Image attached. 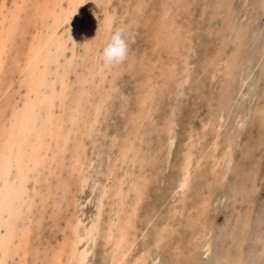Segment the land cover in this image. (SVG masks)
I'll return each mask as SVG.
<instances>
[{
  "label": "rangeland",
  "instance_id": "obj_1",
  "mask_svg": "<svg viewBox=\"0 0 264 264\" xmlns=\"http://www.w3.org/2000/svg\"><path fill=\"white\" fill-rule=\"evenodd\" d=\"M138 1L137 0L136 1L135 0H120V1L119 0H111V2H110V0H109L108 1V3L110 2L109 3L110 5H109L108 3H106L107 0H103V1H99L100 4H99V2L97 3L98 6L100 7L99 9H98V6L96 7L97 8V11L99 10L98 11V15L100 14V12L103 11V8L108 9L107 11L112 16L111 17V19H112L111 22L113 21V23H114V24L111 23V27H110L111 30L109 29V33H108V37L106 39L107 41H105V45L109 42L110 36L112 35V33L117 28H124L125 29V32H126V39H127L128 44H129V53H128V57H127L126 61L121 64L122 67H121L120 71L117 73L116 78H115V80L113 82V85H112V88H111L112 91L110 93L112 95L110 97L111 99H109V98L107 99L106 102H108L109 104L106 103L105 104L106 105V107H105L106 109L105 110L103 109L105 111L104 114H106V115L104 116V118H102V120H100V122H101V123L99 122L100 125L98 123L99 126L98 125L96 126L97 129H98V130H95V133H96L95 136L96 137L93 136L91 138H85V139H87V140H85V142L87 141L86 144L89 143V145H90V146L88 145L86 152H87V155L89 154L88 156H90L89 158H91L92 163H93V164H91V167H89V171H88V174H89V176H88V183L85 186V188L79 190V192H78V189H76V187H77L75 185L76 183L72 185V188H71L72 194H74L73 196H76L77 197V200H76L77 202L75 203V205H69V207L62 208V211L60 212V218H59L58 224H57L58 226H54V227L50 228L51 220H50V218H46L47 220L45 221V223L43 225V229H45V232L42 234V236L45 238V240L46 239H50L51 241L52 240L54 241L55 239H60L61 238V235L60 234L62 233L61 232V229H63V227L65 225L63 223H65V218L68 217V215H69V213L71 211H75V213L79 217L81 223H83V224H81L82 226H85L88 222L91 221V219L94 218L95 213H96V210H94V209L96 208V205H97V203H96L97 202V199L100 196L98 194L99 193V190H100V185H101V183H106L105 182L106 181V177H105V172H104L105 171V168H106V162H108V160H111V159L114 158V156H115L114 154L117 153V150H118L119 145L122 143V141L125 138V136L129 134L132 137L135 135V137H133V138H135L133 140V144H134L135 148H138V146L140 147V148H138L140 150V152L138 154V157H140L142 161L139 160V162H136L132 166V168L131 167H127L126 165L120 166V168H119V174H121V173H123L124 171L127 170V171H130L133 175L140 174L141 176L144 175V177H146V178H145V181H144V185L142 187V192L143 193H142V197L140 198L141 201L139 200V203H138V206H137L136 212H135L136 214L134 215V224H135L134 229H135V231L133 230V234L136 235V236L134 235V238H135L134 245H133V248L131 250V253L129 254V257L127 258L128 260H126L125 264H129V261H131V259H133V257L136 256V255H138L141 251H148L149 257L147 259L146 264L147 263L148 264H152L153 263L152 261L155 262L153 264H173V263L174 264H189V263H192V264H201L202 263L203 264L204 262L206 264H218L220 262H223L225 259H231L236 254L238 255V259L241 261L240 262L239 260H237V263L236 264H239V262H240V264H249L250 262H251V264H252V262H253V264H264V221H263L264 220V218H263L264 217V214H263L264 213V209H263V207H264V176H263L264 175V135H262V134H264V131H263V129H264V122H263V120H264V103L262 102L264 100L263 99L264 96L260 94V93L264 94V91H261V89L259 88V87L262 86V90H264V81H263L264 80V78H263L264 76L262 77V75H264V73H262V70L264 69V67L262 66L263 69L261 68V65H264V57H263L264 56L263 55L264 54V49H263L264 48V0H175V1L174 0H170V3L166 7H170L169 8L170 10L172 9L171 10V13H172V17H173V22H172V27L168 28L167 30L166 29L163 30L164 32L163 31L161 32V29L159 27L160 26L159 25L160 24V22H159L160 21V14L159 13H160L161 7L163 5V3H162L163 0H158V1L157 0H140L139 1L140 2V5H141L140 6L141 7L140 11L142 10L141 13H139L140 15L136 13V11H139V9L138 10L135 9L136 8V5L135 4L138 3ZM103 4H105V5L103 6ZM107 4H108V7H107ZM158 4L161 5V6L159 7ZM255 4H257V5H255ZM178 5L180 7H178ZM216 6H218V7H216ZM210 7H211V9H210ZM115 8H116V10H115ZM204 11H206V14L207 15H205V12ZM208 11H209V14L210 15L207 13ZM178 12H180V13H178ZM114 13H115V17H114ZM220 13H221V16H220ZM178 14H179V16H178ZM196 14H198V15H196ZM116 16H118V17H116ZM119 16L122 17L123 19L120 18ZM123 16H125V18ZM217 16L220 17L221 19L220 18H217ZM198 18H200V19H198ZM244 18H245V20H244ZM233 19H234V23H238V24H232L233 23ZM197 20H198V22H196ZM135 21L136 22H139V23L136 24ZM226 21H227V23H226ZM117 23H118V25H117ZM198 23H201L200 26L202 25L201 26V30L202 31H199L200 30V26H198ZM239 23H240V26H239ZM81 25H83V26H81ZM112 25L114 26V28H113ZM80 26H79V28H80V32H81V30H83V28L87 27L88 24H86L85 22H82L80 24ZM222 26H223V28H222ZM226 26H228L229 28L226 27ZM233 26H235V27H233ZM221 29H222V31H221ZM229 29H232V31H230ZM59 30H61V29H59ZM170 31H172L174 33L173 40L171 42H169V41L166 42L165 40L167 38L164 37L165 40L161 41L160 35L162 36L163 33L164 34L170 33ZM233 31H236V32L233 33ZM208 32H209V34H208ZM227 32H229V33H227ZM216 33H218L217 35L219 37L216 36ZM231 34H233V35H231ZM206 35H207V37H206ZM244 36L245 37H249L250 36V39L249 38L248 39L247 38L246 39L245 38L243 39ZM251 37H253V39ZM222 38L225 39L224 42H223L224 39H222ZM159 39H160V44L161 45L160 44H158V45L156 44L157 42H159ZM260 39H261V41H260ZM218 40L219 41L221 40L222 42L221 41L219 42ZM229 40H230V42H229ZM226 41L228 42V44H226L227 43ZM246 41H248V42H246ZM255 41H256V43H255ZM79 42L81 43V40ZM181 42H183V43H181ZM237 42L239 43V45H238ZM80 43H78L77 44L78 46H76V50L78 49L77 50L78 52H80L79 50L81 49V46L79 45ZM247 43H248V45H247ZM222 44H224V45H222ZM180 45L183 46V47L181 48ZM245 45H247V46H245ZM156 46H158V47L156 48ZM218 46H219V48H218ZM224 46H226L227 48L224 47ZM239 46L242 47L243 49L240 48ZM256 46H258V47H256ZM159 47H160V49H159ZM173 47H175V49ZM260 47L263 50H260L261 49ZM158 50H159V53H158ZM258 50H260V51H258ZM143 51H145V52H143ZM239 51H241V52H239ZM251 51H254V52L251 53ZM247 52L249 54H247ZM134 53H135L136 56L135 55H132ZM186 53H187V55H186ZM218 53H220L219 54V57H218ZM66 54H68V51H67ZM241 54H243V55H241ZM259 54H260V56H259ZM238 55H240V56H238ZM173 56H174L175 59H173ZM211 56H213V58ZM129 57L131 59L135 57L134 65H130L131 59ZM159 57L160 58H163L162 61H161V59ZM248 58H250L251 60L248 59ZM207 59L210 61V63H209V61ZM235 59H238V61L235 60ZM149 60H151V61H149ZM230 60L238 62V63L232 62V65L234 63V66H235V64H237V67L235 66L236 69L233 70L231 68V67H233V68H235V67L234 66H230ZM100 61H102V59ZM180 61H181V63H180ZM213 61H215V62L218 61V64L215 63V62H213ZM250 61H251V63H250ZM173 62H175V63L176 62L177 63L179 62L178 63L179 65L178 64L177 65L175 64V66L179 70L177 68H175V66H173L174 65ZM158 63L161 64V65H159ZM207 63H208V65H207ZM225 63L226 64L229 63L228 64V67H227V65ZM245 63L247 64V66L244 65ZM163 64H165V66L167 67V69L165 67H163L164 66ZM171 65L173 67H171ZM238 65H240V67H242L241 65H243V67L242 68H239ZM168 66H169V68H168ZM181 66L183 67V69H181L182 68ZM212 66H214V67H212ZM246 67H248V69ZM251 67L253 69H251ZM200 68H202V69H200ZM230 68L233 70V72H231L232 70ZM259 68L261 69V71H260ZM164 69H166V70L170 69V71L169 70L168 71H165ZM172 69H174V70H172ZM241 69H242V73H241ZM257 69H258V72H257ZM180 70H184V72H182ZM211 70H213V71H211ZM225 71H226L227 75H226ZM228 71L233 75V77L231 76V74ZM220 72H222L224 78H223V76H222V74ZM235 72L238 73V74H236ZM244 72L246 74H244ZM252 72H253V74L255 73V76L256 77H254V75L252 74ZM263 72H264V70H263ZM203 73H205V75ZM206 73H207L208 76H206ZM228 73H229V75H228ZM247 73H249V75ZM259 73H260V76L261 77L259 75H257ZM202 74H203V76H202ZM235 74L237 76H234ZM163 75H165V76H163ZM173 75L176 76L177 78L174 77ZM252 75H253V77H252L253 79L251 78ZM148 76L150 77V80L152 82L149 80V77ZM171 76H172V78H171ZM240 76L243 79L244 83L242 82V80H240ZM201 77L203 79H201ZM243 77H245V78H243ZM180 79H184L185 81L182 80L184 82H182V81L179 82L178 80H180ZM222 79H223V83L221 81ZM246 80H249V81L251 80L252 83H249V81H246ZM260 80L263 81L262 84H261V81ZM154 82H156V83H154ZM170 82H172L173 84L170 83ZM224 82H225V84H224ZM179 83H181L182 85L179 84ZM213 83L215 85H213ZM246 83H248V84L245 85ZM210 84L213 87L216 86L214 88H218L219 90L218 89H217V91H216V89L214 90L212 88V86H210ZM221 84H222V86H220ZM238 84L240 85L238 87V90H237V92L239 94L233 95L235 93H233L232 91H234V92L236 91L237 88L235 89V87H237ZM253 84H256V85H253ZM158 85H160V87H157ZM224 85H225V88H224ZM247 86H249V87L247 88ZM254 86H256V87H254ZM163 87H165V88H163ZM209 87H210V89H209ZM221 87H223V88H221ZM250 87L252 88L251 90H250ZM220 89H221V91H220ZM225 89L227 91H224ZM246 90H247V93H246ZM201 91H203V92L201 93ZM212 91H214L213 92L214 94L213 93L211 94ZM258 91H259V93H258ZM197 92H199V93H197ZM150 93H151L152 96H149ZM208 93H210L211 96ZM215 93L217 94V96H216ZM144 94L148 95V98L149 99L145 102L144 105H140L139 96L140 95H144ZM219 94H221V95H219ZM223 94H224V96H223ZM240 94H242V95H240ZM153 95H154V97H153ZM207 95H208V97H207ZM123 96H125V97H123ZM213 96H215V97H213ZM240 96H241V99L242 98L243 99L245 98V99L242 101L240 99ZM113 97H115L116 99L113 98ZM150 97H152V98H150ZM205 97L208 98V99L204 101L203 98L206 99ZM246 97H247V100H246ZM212 98L215 99V100H218V98H222V100L219 99V100H221V102H219V100L215 102L214 100H212ZM150 99H152V100H150ZM238 99H240L241 102ZM255 100H257L258 102L255 101ZM213 101H214L215 104L213 103ZM222 101H224L225 103L222 104ZM237 101L239 102V104L237 103ZM206 102H208V103L210 102L209 106H208V103H206ZM219 103H221L222 105L219 106L218 105ZM216 104L220 107V109L223 106L222 107L223 109H221V110H223V112L221 114H223L224 112H227V111H228V114L227 113H224L225 116L223 115V118L221 120H219V129L220 128L221 129H220V131L218 129V135L219 136H217V137H220L221 140H220V138H217L216 139V142L218 141L217 142V146L215 148H212L211 147L212 146L211 145V140L213 138V136H212L213 135L212 134L213 127H212V125H210L209 120L211 119L210 117H215L214 119H217L216 116H215L217 113H214V112H217L216 110H220V109H216V108H219ZM226 104H228V106ZM241 104H242V106H241ZM254 104L256 105V107H255ZM261 104L263 106V110H262V112H259V111H261L260 109H262L261 108ZM107 105H108V107H107ZM212 105H214V106H212ZM247 105H248V110L250 112L249 111L246 112ZM173 107H175V108H173ZM207 107H209V108H207ZM257 107H258V109H257ZM237 108L238 109L242 108V109L239 110L240 111L239 113H237L238 112ZM142 109H145V111H146L147 114L145 116L143 114V121L142 120H139V121H137L135 123L132 120L138 114V112L141 111ZM132 110H133V112H132ZM241 110H242V112L244 111L243 114H242ZM233 111H234V113H233ZM220 112L218 114H220ZM255 112H258L259 113V116ZM134 113H135V115H134ZM150 113H151V115H150ZM210 113H212V114H210ZM245 113H247V114H245ZM260 113H262L261 114V117L263 119L260 117ZM128 114L132 118V120H130ZM231 114H232V116H231ZM204 115H205V117H204ZM239 115H240V117H239ZM235 116H236V118H235ZM224 117L226 119H224ZM250 118H252V120H250ZM256 118L257 119H260L261 118L260 122H259V120L255 122ZM236 119H239V120H236ZM147 120L150 121V122H147ZM199 120H200V122H198ZM139 122L140 123L142 122L143 125L140 124ZM234 122H235V124H234ZM145 123H147L148 125L145 124ZM237 123H238V125H237ZM241 123H243V124H241ZM256 123H257V125L259 127L261 126V123H262V126L260 127L261 129H259L257 127ZM164 124H166V125H164ZM253 124H255V125H253ZM140 125H142V126H140ZM190 125L193 128L190 129V127H191ZM194 125L196 127H194ZM203 125H204L205 128L204 127H201ZM228 125L231 128H229ZM235 125H236V127H235ZM241 125H242V127H241ZM137 126H139V127H137ZM145 126H147V127H145ZM151 126L154 127V128L152 129ZM174 126H175V128H173ZM127 127H130V128L128 129ZM237 127H239V129L242 128L241 131ZM171 128H172V130H171ZM186 128H187V130L190 129L191 131H186ZM194 128H195V131H194ZM150 129H151V131H150ZM164 129H165V132H164ZM167 129H169V130H167ZM205 129H206V132H205ZM192 130H193L194 133L192 132ZM256 130H258L259 133L256 132ZM96 131H99L100 133H102V135L101 134H98V132H96ZM167 131H169V133ZM222 131H224V132L226 131V133L228 131L227 134H224V136H226V138L224 136H222L224 138H222L220 136V133ZM237 131H238V134H237ZM186 132H187V134H186ZM230 132H231V134L229 136L228 134ZM159 133L162 136L159 135ZM168 134H169V136H168ZM189 134L192 135V136H190ZM201 134H202V136H201ZM255 134H256V136H255ZM232 135L233 136L235 135V138H233ZM140 136H142V137H140ZM183 136H184V138H183ZM237 136H239V137H237ZM114 137H115V140H114V143L115 144L114 143L113 144H110V141ZM188 137H190L191 139H189ZM197 137H198V139H199L200 142L197 140ZM229 137H230V139H229ZM252 137H253V139H252ZM255 137H256V139H254ZM168 138H170L171 142L173 141L172 144H171L173 146L170 147L169 152H167V144H166V142L168 143V141H170ZM204 138H206V139L203 140ZM227 138H228V140H227ZM231 138H232V140H231ZM257 138H258V140L262 141L261 142V145H258V143L260 144V142H258ZM91 139H94V140L92 141ZM236 139H238V141ZM244 139L246 141V144H245ZM230 140H231V142H230ZM251 140L254 141V143ZM188 141H189V143H188ZM243 141H244V143H243ZM197 142H199V143H197ZM234 142L235 143L237 142L236 143L237 145H234L235 144ZM251 142L253 144H251ZM256 142H257V144H255ZM90 143H92V145ZM190 143L193 144V145H190V147L192 148V149L190 148L191 149L190 151L193 154V161L196 158L200 157V156H202L201 157L202 159H200V161H199L200 163H198L197 166L194 164L196 168L195 167L194 168H191L192 170L190 172V179H189V182H191V184L189 183L190 190L187 188L183 192V193L186 192V194H183L182 192H180L179 188L177 187V183H178V180H179L180 175H181V173H180L181 172V169H180L179 166H180L181 161L183 159L184 152L186 151V149L188 148V146H189ZM230 143H232V144H230ZM151 144H152V146H151ZM163 144H165V145L162 146ZM181 144H183V145H181ZM225 144H226V146L223 147V145H225ZM248 145L249 146L251 145L250 148L252 150H250V148H249ZM111 146H113V148ZM234 146H236V149H235ZM103 147L104 148L106 147L105 148V151H104V148ZM164 147H166V148H164ZM227 147H228V151H227ZM108 148H109V152H107L108 151ZM158 148L161 149V150H159ZM162 148H164V150ZM181 148H183V149H181ZM217 148L218 149L221 148L219 150V152H218V149ZM233 148L235 149L236 152H234V149ZM89 150H90V152H89ZM253 150H254V153L255 154L252 152ZM214 151H216V152H214ZM232 151L234 153H232ZM90 153H92V155ZM240 153H241V156H240ZM149 154H150V156H149ZM215 154H216V156H215ZM243 154L244 155H247L248 154V155L251 156V157L248 156V155L245 156L246 158L248 157V160L250 162L247 159H245V157H242ZM106 155L109 156V157L107 158ZM213 155L215 157H217V161L218 162L214 163L212 161ZM236 155H238L241 160ZM168 156H169V158H167ZM226 156L229 157V158L226 159ZM158 157H159V159H158ZM231 157L234 158L235 160H232ZM140 158H138V159H140ZM203 158H205V160H207V162H205ZM258 159L259 160H262V161H258ZM227 160H228V162L230 164L228 162H226ZM158 161L160 162V164H159ZM208 161H209V164H207ZM237 161L239 162V164L241 162V164L239 165ZM261 162H262V165H261ZM210 163H212V164H210ZM213 163H214V165H213ZM232 163L235 164V167L240 166L241 168L240 167H237L238 168V169H236L237 172H235V170L233 168L234 166H233ZM249 163H250V166L248 165ZM226 164H227V166H225ZM231 164H232V166H231ZM138 165H139V167H138ZM215 165H216V167H213ZM218 165H220V167ZM137 167L138 168L141 167V169H140L141 171L139 169L136 170ZM210 167H212V168H210ZM226 167L229 168V169H227ZM232 168H233V170H234L235 173L232 172ZM101 170H103V171H101ZM209 170H210V172H209ZM202 171L204 172V174H203ZM211 171H212V173H211ZM215 171H217V172H215ZM219 171L220 172L222 171V172L220 173ZM226 171H227V174H225ZM66 172H67V169L64 168L63 171H62V175H67ZM229 172L231 173V175H230ZM244 172L245 173L247 172V173L245 174ZM260 172H261V175H260ZM194 173H195V175H194ZM214 173H215V175H213ZM202 174H203V177H201ZM240 174L242 175V178H241V175ZM205 175H206V177H205ZM250 175H252V177H250ZM193 176H194L195 180H194ZM243 177L246 178V180ZM201 178H202V180H201ZM216 178H218V179H216ZM226 178L227 179L229 178L231 180L228 181V182H226L227 181ZM170 179L172 180V182H171ZM214 179H216V181ZM224 179H226V180H224ZM146 180H148V181H146ZM202 181H204V182H202ZM165 182H167V183H165ZM198 182L200 183L199 184L200 186L197 185ZM221 182H222V187H221ZM230 182H232V183H230ZM235 182H236V184H235ZM238 182L240 184H238ZM247 182H249L250 184L247 183ZM251 182L253 183V185H251ZM223 183H225L227 186L225 184L223 185ZM241 183L243 184L242 186H241ZM245 183H247V184L244 186ZM171 184L172 185L174 184L173 187L171 186ZM191 185L194 188H192ZM231 185L234 186V187H232ZM235 185H237V186H235ZM250 185H251V187H250ZM93 186H94V188H93ZM169 186H171V187H169ZM195 186H198V188L195 187ZM246 186H247V188H246ZM243 187H245V190H244ZM249 187L251 189H253V190H251ZM91 188H93L94 190L91 189ZM228 188H229V190H228ZM233 188H235L236 190H234ZM254 188H257V189L255 190ZM193 189H194V192H193ZM195 189L198 190V191H196ZM207 189H208V191L210 193L207 192ZM213 189L216 190V191H214ZM75 190H76V192H75ZM91 190H93V191H91ZM225 190H227L228 192L225 191ZM246 191H247V193L245 194ZM248 191H249L250 195H249ZM128 192L129 193L127 194L126 200H127V202L131 203L133 201L134 197H135L134 196L135 195L134 194L135 192L134 191L132 192L131 190L128 191ZM188 192H189V195H187ZM255 192H256V194H255ZM181 193H182V195H180ZM194 193L197 194V196H194L195 195ZM224 193L225 194L227 193V196H225ZM164 194H165V196H164ZM166 194H167V196H166ZM198 194L200 195L199 197H198ZM216 194L220 195L221 197H219L217 195V197H218V199H217V197L215 196ZM253 194H255V195H253ZM178 195L180 197H178ZM184 195H186L188 197L186 198ZM191 195L193 197H191ZM213 196H215V197H213ZM253 196H255V197H253ZM80 197H81V200L79 199ZM109 197L110 196H108V195L107 196L105 195L104 197H102V201H103L102 202V210H101L102 213H101V216H100V222L101 223L99 224V229L102 232H104L103 229H105L106 226H107V223H106L107 220L109 218H111V217H114V212L113 211L115 209V203L117 202V200H116V198H112V197L109 198ZM164 197H166V198H164ZM200 197L203 198L204 200H207V203L205 204V209H208V210H205L206 212H204V214L202 215L203 218L201 217L200 212H199V210H200V203H202V201L200 203H199V201L200 200H203ZM240 197L243 198V199H241ZM171 198H174V199H171ZM191 198H193V199L191 200ZM208 198L211 201L208 200ZM170 199L173 200V203H172V201ZM177 199L179 201H176ZM180 199H181V201H180ZM183 199H185V200H183ZM197 199L199 200L198 202H197ZM78 200H80V202ZM193 201H195L193 205H195L196 207L192 205ZM224 201H225V203H224ZM228 201H230V202H228ZM239 201L240 202L242 201V202L240 203ZM78 202H79V204H78ZM81 202H83V203H81ZM231 202H233L234 204L233 203L230 204ZM237 202H239L241 205L239 203H237ZM165 203H166V205H165ZM186 203H188V204H186ZM215 203H217V204H215ZM222 203H224V204H222ZM254 203H256L258 205V207ZM110 204H111V206H110ZM78 205L80 207L82 206L83 208L82 207L80 208ZM198 205H199V207H198ZM252 205H254V206H252ZM260 205H261L262 208L259 207ZM206 206H207V208H206ZM223 206L224 207L227 206L225 208L226 209V212H225V209H224ZM231 206L233 208L235 207V210L234 209L232 210V207ZM78 207L81 210H83V211L79 210ZM112 207H113V209L111 210ZM213 207H215V208L218 207L219 210H217V209H215ZM184 208H186V209H184ZM196 208H198V209H196ZM227 208H229L228 209L229 211L227 210ZM250 208H252L253 211ZM191 209H193L197 213L196 212H195L196 214L193 213L194 211L191 210ZM240 209H241V211H240ZM256 209H257V212H255ZM213 210H215V211H213ZM242 210H244L245 213ZM174 212L175 213L177 212V213L175 214ZM232 212H234V213H232ZM252 212L255 213V214H253ZM183 213H184V215H182ZM190 213H192V215ZM224 213L226 214L227 219L230 220L231 222H228V220L225 218V214ZM256 213L258 215L260 214L261 216L258 217V215ZM173 214H175V215H173ZM238 214H239V216H238ZM262 214H263V216H262ZM193 215H196L198 217H196V216L192 217ZM181 216L182 217L185 216V217L182 219ZM247 216H249V217H247ZM244 217H245V219H244ZM173 218H175V219H173ZM186 218H188L190 220H188ZM191 218H193V219H191ZM196 218L198 219V221H199V219L205 220L204 221L205 223L203 222V220H201L202 223H201V221H199L198 223H196V226H195V222H196L195 220H197ZM209 218H210V220H209ZM224 218L226 219L225 220L226 221V224H225ZM260 218L262 219L261 221H260ZM252 219H253V221H252ZM166 220H168V221H166ZM192 220H193V223H191ZM207 220H209V221H207ZM248 220H250V222ZM241 222L242 223L244 222L242 224V226H240L241 225ZM200 223L201 224H204V226H205V228L203 227L204 230H205V233H206L205 239H206L207 244L209 245L208 246L209 247V249H208L209 251H207L205 253L203 252V250L201 252V250H198V249H196V251H194L190 247L192 245V243H193V241H192L193 239H192V236L191 235L193 234L195 236L194 233H196L195 231L198 232V230L200 228L199 225H201ZM207 223H209V224H207ZM236 223H238V224H236ZM245 223H246V225H245ZM159 224H160V227H159ZM197 224H199V225H197ZM101 225H102V227H101ZM180 225H181V227H180ZM233 225L234 226L236 225V227H234ZM261 225H263L262 226L263 228L261 227ZM103 226H104V228H103ZM169 226H174V227H172L173 229L172 228L170 230L167 229L170 233L168 231H166V228H169ZM223 226H225L226 228L223 227ZM228 226H231V227H228ZM178 227H180L181 229L178 228ZM227 227H228V230H227ZM249 227H251L252 229L251 228L249 229ZM232 228H234V229H232ZM51 229H53V231ZM254 229H255V232H254ZM143 230H145V231L143 232ZM249 230H252V231L250 232ZM227 231H229V232H227ZM230 231H231V233H230ZM102 232H100L99 235H97V237L95 238L96 240L93 242L94 243L93 245L92 244H89V247H91V249L89 251L90 253H88V256H87V263L89 262L90 264H107V262H108V260L106 259L107 253H105V252L108 251L109 245H105V244H104L105 246L103 245L104 242H103V240L101 238V235L103 234ZM174 232H177V233H174ZM232 232L233 233L235 232V233L233 234ZM256 232H257V234L255 235ZM162 233L164 234V236H161ZM183 233H184V235H183ZM227 233H230L229 234L230 236L227 235ZM237 233H239V234H237ZM150 234L153 235V236H151ZM170 234H171V236H170ZM249 235H251V236H249ZM55 236L57 238H55ZM234 236L235 237L237 236L239 239H237V237H236V239H232V238H235ZM255 236L258 239H256ZM158 237H161V240H159ZM227 237L230 238L229 241H228V238ZM138 238H140V239H138ZM254 240H256V241H254ZM97 241L98 242L101 241V242L97 243ZM156 241L158 242V244H157ZM174 241L175 242L177 241L176 244L179 242L180 245H179V243H178V245L174 244ZM235 241H236V244L234 245ZM242 241H244V242H242ZM231 242H232L233 245H231ZM258 242H260V243H258ZM96 244H98V246ZM83 245H84V242L81 244V246H83ZM99 245H100V247H99ZM243 245L245 247H243ZM212 247H213V249H212ZM230 247L232 249H230ZM214 248H215L216 251L214 250ZM171 249H173L174 251L171 250ZM190 250H191V252L189 253ZM212 250H213V252H212ZM240 251H242V254L240 253ZM246 251H248V252H246ZM133 252H134V254H133ZM243 252L245 254H247V255H245V257L243 255L244 254ZM188 253H189V255H187ZM202 253H204L205 256ZM240 255H242V256L239 257ZM185 256H187V257H185ZM207 256H209V257L207 258ZM247 256L248 257L251 256V258H248ZM205 257H206V260H204ZM99 259H100V261H99ZM179 259H180V261H179ZM243 259H244V261H243ZM245 259H248V260H245ZM155 260H158V261H155ZM156 262H158V263H156Z\"/></svg>",
  "mask_w": 264,
  "mask_h": 264
},
{
  "label": "bare ground",
  "instance_id": "obj_2",
  "mask_svg": "<svg viewBox=\"0 0 264 264\" xmlns=\"http://www.w3.org/2000/svg\"><path fill=\"white\" fill-rule=\"evenodd\" d=\"M103 0H0V264H88L87 263V256L90 253L91 247L89 244H94L93 242L96 240L95 238L99 235L100 229L99 224L101 210H102V197L105 195L110 196L109 198H116L117 202L115 203L114 209V217H111L107 220V226L102 232L101 238L103 240V245H109L106 259L108 260L107 264H125L129 254L134 245V235L133 230L135 231L134 227V215L136 214V208L138 206L139 200L142 197V187L144 185L145 178L144 175H133L130 171H124L123 173L119 174V168L122 165H126L127 167H131L141 160L138 157L140 148H135L133 144V140L135 135L132 137L129 134L125 136L122 143L119 145L117 153L114 154V158L108 160L106 162L105 168V177L106 183H101L100 190H99V197L97 199V205L94 210H96L95 216L88 222L85 226H82L79 217L76 215L75 211H71L68 217L65 218V224L63 229H61V238L55 239L54 241L50 239H46L42 236L45 232L43 229V225L46 218H50L51 225L50 228L54 226H58V220L60 218V212L62 208L69 207V205H75L77 202V197L73 196L72 194V185L75 184L77 187L76 189L79 190L85 188L88 183V171L89 167H91L92 160L89 158L90 156L87 155V147L89 143L86 144L85 138H91L95 136V130L97 129V125L104 118L105 107L107 99H111L112 96L111 88L113 82L116 78L117 73L121 69V64L113 65V66H105L103 61H100L101 53L103 48L106 46L105 41H107L109 29L111 27V15L107 11L108 9L103 8V11L100 12L98 15L97 6L98 2ZM107 0L106 3H108ZM120 1V0H119ZM136 1V0H135ZM138 1V0H137ZM140 1V0H139ZM136 3V8L139 11H136L137 14L141 13V5L140 2ZM158 1V0H157ZM175 1V0H174ZM111 2V0H110ZM109 2V3H110ZM213 2V1H212ZM215 2V1H214ZM217 2V1H216ZM105 3V4H106ZM108 3V4H109ZM149 3V2H148ZM153 3V2H152ZM163 5L160 10V29L161 32L163 30H167L168 28L172 27L173 17L170 7H166L170 0H163ZM183 3V2H182ZM221 3V2H220ZM223 3V2H222ZM239 3V2H238ZM256 3V2H255ZM100 4V2H99ZM103 4V6L105 5ZM107 4V7H108ZM133 4V3H132ZM110 5V4H109ZM159 5V4H158ZM205 5V4H204ZM216 5V4H215ZM224 5V4H223ZM257 5V4H255ZM133 6V5H132ZM157 6V5H156ZM161 5H159L160 7ZM190 6V5H189ZM102 7V6H101ZM178 7H180L178 5ZM218 7V6H216ZM239 7V6H238ZM254 7V6H253ZM100 7L98 6V9ZM172 8V7H171ZM215 8V7H214ZM262 8V7H261ZM121 9V8H120ZM211 9V7H210ZM102 10V9H101ZM114 10V9H113ZM116 10V8H115ZM114 10V11H115ZM126 10V9H125ZM241 10V9H240ZM246 10V9H245ZM202 11V10H201ZM200 11V12H201ZM210 11V10H209ZM209 11L207 12L209 14ZM224 11V10H223ZM113 12V11H112ZM111 12V13H112ZM129 12V11H128ZM174 12V11H173ZM205 15L206 14V11ZM219 12V11H218ZM97 13V14H96ZM143 13V12H142ZM180 13V12H178ZM132 14V13H131ZM176 14V13H175ZM215 14V13H214ZM120 15V14H119ZM127 15V14H126ZM140 15V14H139ZM177 15V14H176ZM198 15V14H196ZM204 15V14H203ZM210 15V14H209ZM218 15V14H217ZM252 15V14H251ZM121 16V15H120ZM119 16V17H120ZM135 16V15H134ZM179 16V14H178ZM201 16V15H200ZM219 16V15H218ZM217 18H220L218 17ZM221 16V13H220ZM229 16V15H228ZM246 16V15H245ZM115 17V13H114ZM113 17V18H114ZM118 17V16H116ZM125 18V16H123ZM132 17V16H131ZM197 17V16H196ZM202 17V16H201ZM122 18V17H120ZM137 18V17H136ZM147 18V17H146ZM179 18V17H178ZM223 18V17H222ZM243 18V17H242ZM119 19V18H118ZM123 19V18H122ZM200 19V18H198ZM221 19V18H220ZM252 19V18H251ZM259 19V18H258ZM114 20V19H113ZM116 20V19H115ZM211 20V19H210ZM209 20V21H210ZM225 20V19H224ZM227 20V19H226ZM245 20V18H244ZM124 21V20H123ZM207 21V20H206ZM232 21V20H231ZM242 21V20H241ZM85 22L88 24L87 27L83 28L80 32V24ZM136 22V21H135ZM198 22V20L196 21ZM245 22V21H244ZM134 23V22H133ZM139 22H136V24ZM202 23V22H201ZM201 23H198L200 26ZM215 23V22H214ZM227 23V21H226ZM232 23V22H231ZM135 24V23H134ZM135 24V25H136ZM181 24V23H180ZM232 24H238L233 23ZM242 24V23H241ZM118 25V23H117ZM204 25V24H203ZM220 25V24H219ZM229 25V24H228ZM253 25V24H252ZM83 26V25H81ZM80 26V27H81ZM113 26V25H112ZM202 26V25H201ZM200 26V30H201ZM208 26V25H207ZM210 26V25H209ZM240 26V23H239ZM257 26V25H256ZM62 27V28H61ZM120 27V26H119ZM145 27V26H144ZM204 27V26H203ZM228 27V26H226ZM235 27V26H233ZM251 27V26H250ZM253 27V26H252ZM114 28V26H113ZM220 28V27H219ZM223 28V26H222ZM229 28V27H228ZM237 28V27H236ZM242 28V27H241ZM61 29V30H59ZM134 29V28H133ZM184 29V28H183ZM204 29V28H203ZM226 29V28H225ZM111 30V29H110ZM205 30V29H204ZM207 30V29H206ZM211 30V29H210ZM218 30V29H217ZM232 31V29H229ZM234 30V29H233ZM239 30V29H238ZM129 31V30H128ZM187 31V30H186ZM222 31V29H221ZM227 31V30H226ZM229 31V32H230ZM241 31V30H240ZM251 31V30H250ZM112 32V31H111ZM134 32V31H133ZM164 32V31H163ZM207 32V31H206ZM218 32V31H217ZM227 32V33H229ZM236 31H233V33ZM239 32V31H238ZM248 32V31H247ZM260 32V31H259ZM131 33V32H130ZM243 33V32H242ZM111 34V33H110ZM176 34V33H175ZM186 34V33H185ZM200 34V33H199ZM209 34V32H208ZM218 33H216V36ZM222 34V33H221ZM226 34V33H225ZM241 34V33H240ZM247 34V33H246ZM129 35V34H128ZM174 33L170 31V33L164 34L161 37V41L165 40L164 37L167 39L166 42H171L173 40ZM187 35V34H186ZM227 35V34H226ZM233 35V34H231ZM261 35V34H260ZM238 36V35H237ZM242 36V35H241ZM197 37V36H196ZM207 37V35H206ZM219 37V36H218ZM221 37V36H220ZM224 37V36H223ZM235 37V36H234ZM214 38V37H213ZM229 38V37H228ZM241 38V37H240ZM250 39L249 37H243V39ZM253 39V37H251ZM261 38V37H260ZM194 39V38H193ZM219 39V38H218ZM224 39V38H222ZM81 40V43L79 42ZM182 40V39H181ZM188 40V39H187ZM258 40V39H257ZM219 41V40H218ZM217 41V42H218ZM221 41V40H220ZM219 41V42H220ZM225 39L223 40V42ZM261 41V39H260ZM176 42V41H175ZM218 42V43H219ZM222 42V41H221ZM227 42V41H226ZM230 42V40H229ZM248 42V41H246ZM245 42V43H246ZM81 46V49L78 52L76 50L77 44ZM165 43V42H164ZM163 43V44H164ZM178 43V42H177ZM183 43V42H181ZM191 43V42H190ZM238 43V42H237ZM256 43V41H255ZM157 45L160 44L159 42L156 43ZM168 44V43H167ZM228 44V42L226 43ZM261 44V43H260ZM161 45V44H160ZM174 45V44H173ZM176 45V44H175ZM178 45V44H177ZM209 45V44H208ZM219 45V44H218ZM224 45V44H222ZM235 45V44H234ZM239 45V43H238ZM248 45V43H247ZM245 45V46H247ZM258 45V44H257ZM148 46V45H147ZM181 46V45H180ZM229 46V45H228ZM158 46H156L157 48ZM179 47V46H178ZM183 46H181L182 48ZM221 47V46H220ZM226 47V46H224ZM240 47V46H239ZM258 47V46H256ZM78 48V47H77ZM175 49V47H173ZM219 48V46H218ZM227 48V47H226ZM225 48V49H226ZM242 48V47H240ZM251 48V47H250ZM261 48V47H260ZM154 49V48H153ZM160 49V47H159ZM162 49V48H161ZM243 49V48H242ZM247 49V48H246ZM264 49V48H263ZM262 48L260 50H263ZM164 50V49H163ZM179 50V49H178ZM181 50V49H180ZM186 50V49H185ZM218 50V49H217ZM223 50V49H222ZM221 50V51H222ZM245 50V49H244ZM258 50V51H260ZM68 51V54H66ZM168 51V50H167ZM225 51V50H224ZM242 51V50H241ZM239 51V52H241ZM145 52V51H143ZM142 52V53H143ZM164 52V51H163ZM170 52V51H169ZM184 52V51H183ZM193 52V51H192ZM249 52V51H248ZM247 52V54H249ZM254 51H251V53ZM154 53V52H153ZM159 53V50H158ZM178 53V52H177ZM185 53V52H184ZM194 53V52H193ZM215 53V52H214ZM217 53V52H216ZM245 53V52H244ZM173 54V53H172ZM179 54V53H178ZM218 53V57H219ZM239 54V53H238ZM254 54V53H253ZM257 54V53H256ZM255 54V55H256ZM132 55H135L132 54ZM187 55V53H186ZM207 55V54H206ZM230 55V54H229ZM243 55V54H241ZM245 55V54H244ZM264 55V54H263ZM136 56V55H135ZM175 56V55H174ZM173 56V59H175ZM189 56V55H188ZM240 56V55H238ZM248 56V55H247ZM251 56V55H250ZM260 56V54H259ZM185 57V56H184ZM213 58V56H211ZM215 57V56H214ZM249 57V56H248ZM253 57V56H252ZM251 57V58H252ZM264 57V56H263ZM130 58V57H129ZM142 58V57H141ZM160 58V57H159ZM187 58V57H186ZM226 58V57H225ZM236 58V57H235ZM244 58V57H243ZM242 58V59H243ZM247 58V57H246ZM255 58V57H254ZM131 59V58H130ZM161 61L163 58H160ZM250 59V58H248ZM137 60V59H136ZM169 60V59H168ZM208 60V59H207ZM229 60V59H228ZM238 61V59H235ZM244 60V59H243ZM242 60V61H243ZM247 60V59H246ZM251 60V59H250ZM255 60V59H254ZM257 60V59H256ZM261 60V59H260ZM135 57L131 59L130 65H134ZM151 61V60H149ZM158 61V60H157ZM171 61V60H170ZM179 61V60H178ZM209 61V60H208ZM240 61V60H239ZM159 62V61H158ZM172 62V61H171ZM189 62V61H188ZM215 62V61H213ZM212 62V63H213ZM232 61L230 60V66L232 65ZM245 62V61H244ZM256 62V61H255ZM263 62V61H262ZM177 65L178 63L173 62ZM181 63V61H180ZM205 63V62H204ZM210 63V61H209ZM218 64V61L215 62ZM214 63V64H215ZM220 63V62H219ZM238 63V62H236ZM240 63V62H239ZM251 63V61H250ZM257 63V62H256ZM159 64V63H158ZM172 64V63H171ZM222 64V63H221ZM226 64V63H225ZM227 63V67H228ZM243 64V63H242ZM249 64V63H248ZM161 65V64H159ZM164 65V66H163ZM162 66L167 69L165 64ZM179 65V64H178ZM181 65V64H180ZM208 65V63H207ZM210 65V64H209ZM247 66V64H244ZM256 65V64H255ZM142 66V65H141ZM171 65V67H173ZM205 66V65H204ZM237 67V64H235ZM234 66V67H235ZM243 67V65H241ZM257 66V65H256ZM259 66V65H258ZM264 65H261L263 69ZM160 67V66H159ZM182 67V66H181ZM180 67V68H181ZM187 67V66H186ZM207 67V66H206ZM214 67V66H212ZM226 67V68H227ZM231 67L233 70L236 69ZM239 68L240 65H238ZM254 67V66H253ZM169 68V66H168ZM175 68H177L175 66ZM230 68V69H231ZM245 68V67H244ZM248 69V67H246ZM258 68V67H257ZM146 69V68H145ZM165 71H170V69ZM178 69V68H177ZM183 69V67L181 68ZM202 69V68H200ZM205 69V68H204ZM231 69V70H232ZM238 69V68H237ZM251 69H253L251 67ZM260 69V68H259ZM163 70V71H164ZM174 70V69H172ZM179 70V69H178ZM190 70V69H189ZM192 70V69H191ZM219 70V69H218ZM233 70L231 72H233ZM245 70V69H244ZM264 70V69H263ZM262 70V73H264ZM162 71V70H161ZM160 71V72H161ZM184 72V70H180ZM186 71V70H185ZM202 71V70H201ZM200 71V72H201ZM213 71V70H211ZM217 71V70H216ZM251 71V70H250ZM261 71V69H260ZM174 72V71H173ZM189 72V71H188ZM193 72V71H192ZM191 72V73H192ZM199 72V73H200ZM209 72V71H208ZM207 72V73H208ZM229 72V71H228ZM237 72V71H236ZM235 72V73H236ZM255 72V71H254ZM258 72V69H257ZM256 72V73H257ZM153 73V72H152ZM164 73V72H163ZM166 73V72H165ZM169 73V72H168ZM167 73V74H168ZM171 73V72H170ZM202 73V72H201ZM206 73V76H208ZM211 73V72H210ZM222 74V72H220ZM226 73V71H225ZM224 73V74H225ZM230 73V72H229ZM228 73V75H229ZM242 73V69H241ZM147 74V73H146ZM175 74V73H174ZM182 74V73H181ZM184 74V73H183ZM205 75V73H203ZM202 74V76H203ZM220 74V75H221ZM231 74V73H230ZM238 74V73H236ZM234 76H237V75ZM244 74H246L244 72ZM249 75V73H247ZM253 74V72H252ZM148 75V74H147ZM162 75V74H161ZM189 75V74H188ZM214 75V74H213ZM219 75V76H220ZM227 75V73H226ZM251 75V74H250ZM254 77L255 73L253 74ZM251 76V78L253 77ZM260 76V73L257 74ZM150 76V75H149ZM148 76V77H149ZM165 76V75H163ZM168 76V75H167ZM174 76V75H173ZM181 76V75H180ZM183 76V75H182ZM223 76V74H222ZM233 77V75L231 74ZM230 76V77H231ZM246 76V75H245ZM258 76V77H259ZM264 75H262L263 77ZM176 77V76H174ZM173 77V78H174ZM231 77V78H232ZM261 77V76H260ZM152 78V77H151ZM165 78V77H164ZM169 78V77H168ZM172 78V76H171ZM170 78V79H171ZM177 78V77H176ZM197 78V77H196ZM224 78V76H223ZM245 78V77H243ZM247 78V77H246ZM264 78V77H263ZM175 79V78H174ZM201 79H203L201 77ZM209 79V78H208ZM217 79V78H216ZM248 79V78H247ZM253 79V78H252ZM255 79V78H254ZM258 79V78H257ZM256 79V80H257ZM117 80V79H116ZM147 80V79H146ZM150 80V77H149ZM162 80V79H161ZM160 80V81H161ZM184 79L178 80L179 82ZM230 80V79H229ZM234 80V79H233ZM240 80L244 83L243 79L240 76ZM140 81V80H139ZM151 81V80H150ZM154 81V80H153ZM157 81V80H156ZM164 81V80H163ZM185 81V80H184ZM182 81V82H184ZM223 83V79L221 80ZM238 81V80H237ZM249 81V80H246ZM261 81V84L262 80ZM141 82V81H140ZM152 82V81H151ZM162 82V81H161ZM173 82V81H172ZM170 82V83H172ZM189 82V81H188ZM257 82V81H256ZM146 83V82H145ZM156 83V82H154ZM176 83V82H175ZM192 83V82H191ZM215 83V82H214ZM213 83V85H215ZM239 83V82H238ZM249 83H252L251 80ZM168 84V83H167ZM173 84V83H172ZM181 84V83H179ZM185 84V83H184ZM218 84V83H217ZM225 84V82H224ZM236 84V83H235ZM246 83L245 85H247ZM164 85V84H163ZM169 85V84H168ZM176 85V84H175ZM182 85V84H181ZM200 85V84H199ZM256 85V84H253ZM140 86V85H139ZM146 86V85H145ZM144 86V87H145ZM171 86V85H170ZM210 86H212L210 84ZM222 86V84L220 85ZM235 87L236 91H232L233 95L239 94L237 92L238 87ZM157 87H160L158 85ZM167 87V86H166ZM178 87V86H177ZM180 87V86H179ZM216 87V86H214ZM212 88L216 91L218 88ZM219 87V86H218ZM229 87V86H228ZM244 87V86H243ZM249 86H247L248 88ZM252 87V86H251ZM250 87V90L252 89ZM256 87V86H254ZM162 88V87H161ZM165 88V87H163ZM197 88V87H196ZM220 88V87H219ZM223 88V87H221ZM225 88V85H224ZM246 88V89H247ZM262 90V86L259 87ZM258 88V89H259ZM115 89V88H114ZM179 89V88H178ZM210 89V87H209ZM229 89V88H228ZM139 90V89H138ZM163 90V89H162ZM161 90V91H162ZM212 90V89H211ZM219 90V89H218ZM223 90V89H222ZM248 90V89H247ZM246 90V93H247ZM221 91V89H220ZM224 91H227L226 89ZM231 91V90H230ZM243 91V90H242ZM253 91V90H252ZM150 92V91H149ZM156 92V91H155ZM203 91H201L202 93ZM214 91L211 92V94ZM237 92V93H236ZM250 92V91H249ZM115 93V92H114ZM142 93V92H141ZM199 93V92H197ZM229 93V92H228ZM244 93V92H243ZM259 93V91H258ZM138 94V93H137ZM158 94V93H157ZM205 94V93H204ZM210 95V93H208ZM214 94V93H213ZM216 94V93H215ZM249 94V93H248ZM264 96V94L260 93ZM114 95V94H113ZM190 95V94H189ZM221 95V94H219ZM218 95V96H219ZM232 95V96H233ZM242 95V94H240ZM245 95V94H244ZM254 95V94H253ZM252 95V96H253ZM117 96V95H116ZM149 96H152L151 93ZM202 96V95H201ZM211 96V95H210ZM209 96V97H210ZM217 96V94H216ZM224 96V94H223ZM258 96V95H257ZM260 96V95H259ZM118 97V96H117ZM122 97V96H121ZM125 97V96H123ZM154 97V95H153ZM204 97V96H203ZM208 97V95H207ZM215 97V96H213ZM221 97V96H220ZM234 97V96H233ZM238 97V96H237ZM115 98V97H113ZM112 98V99H113ZM152 98V97H150ZM199 98V97H198ZM202 98V97H201ZM206 98V97H205ZM217 98V97H216ZM224 98V97H223ZM235 98V97H234ZM239 98V97H238ZM116 99V98H115ZM148 95H140L139 102L140 105H144L145 102L148 100ZM161 99V98H160ZM208 98L203 100H207ZM222 98H218V100ZM232 99V98H231ZM237 99V98H236ZM241 99V96H240ZM238 99V100H240ZM245 99V98H244ZM241 99L242 101L244 100ZM253 99V98H252ZM256 99V98H255ZM261 99V98H260ZM264 99V98H263ZM137 100V99H136ZM152 100V99H150ZM155 100V99H154ZM215 102V100L212 98ZM219 100V102H221ZM224 100V99H223ZM240 100V102H241ZM247 100V97H246ZM251 100V99H250ZM125 101V100H124ZM210 101V100H209ZM213 101V103H214ZM226 101V100H225ZM257 101V100H255ZM262 101V100H261ZM126 102V101H125ZM232 102V101H231ZM230 102V103H231ZM258 102V101H257ZM260 102V101H259ZM264 103V100L262 101ZM208 103V102H206ZM225 103L222 101V104ZM239 104V102L237 101ZM244 103V102H243ZM250 103V102H249ZM248 103V104H249ZM252 103V102H251ZM109 104V103H108ZM210 102L208 103L209 106ZM215 104V103H214ZM221 103L218 105L221 106ZM256 104V103H255ZM254 104V105H255ZM122 105V104H121ZM156 105V104H155ZM154 105V106H155ZM217 105V104H216ZM217 105V106H218ZM228 106V104H226ZM124 106V105H123ZM151 106V105H150ZM204 106V105H203ZM214 106V105H212ZM218 106V107H219ZM225 106V105H224ZM242 106V104H241ZM108 107V105H107ZM152 107V106H151ZM223 107V106H222ZM221 107V109H223ZM239 107V106H238ZM254 107V106H253ZM256 107V105H255ZM124 108V107H123ZM175 108V107H173ZM209 108V107H207ZM230 108V107H229ZM233 108V107H232ZM261 111L263 110V106L261 104ZM104 109V110H103ZM146 109V108H145ZM145 109H142L138 112V114L132 118L129 116L130 120L134 121L135 123L139 120L143 121V114L144 116L147 114ZM148 109V108H147ZM154 109V108H153ZM216 109H220L216 108ZM215 109V110H216ZM216 110L217 113L215 117H210L209 120L210 125L213 127L212 132V140H211V147L215 148L217 146L216 139L220 138L217 137L218 129H219V120L223 118L224 113L228 114L227 112H223V110ZM231 109V108H230ZM242 109V108H240ZM240 109L237 108L239 113ZM246 112L248 110V105L246 108ZM253 109V108H252ZM255 109V108H254ZM258 109V107H257ZM108 110V109H107ZM150 110V109H149ZM197 110V109H196ZM211 110V109H210ZM214 110V109H213ZM212 110V111H213ZM153 111V110H152ZM175 111V110H174ZM194 111V110H193ZM211 111V112H212ZM221 111V112H220ZM225 111V110H224ZM235 111V110H234ZM233 111V113H234ZM133 112V110H132ZM171 112V111H170ZM173 112V111H172ZM192 112V111H191ZM197 112V111H196ZM200 112V111H199ZM220 112V114H218ZM242 112V110H241ZM244 112V111H243ZM242 112V114H243ZM250 112V111H249ZM248 112V113H249ZM258 114V112H255ZM108 114V113H107ZM133 114V113H132ZM198 114V113H197ZM212 114V113H210ZM247 114V113H245ZM251 114V113H250ZM260 113V117H261ZM135 115V113H134ZM151 115V113H150ZM133 116V115H132ZM148 116V115H147ZM225 116V115H224ZM227 116V115H226ZM232 116V114H231ZM250 116V115H249ZM253 116V115H252ZM203 117V116H202ZM205 117V115H204ZM240 117V115H239ZM191 118V117H190ZM201 118V117H200ZM236 118V116H235ZM242 118V117H241ZM249 118V117H248ZM262 118V117H261ZM260 119L255 120L260 122ZM224 119H226L224 117ZM263 119V118H262ZM146 120V119H145ZM195 120V119H194ZM239 120V119H236ZM242 120V119H241ZM246 120V119H245ZM249 120V119H248ZM252 120V118H250ZM152 121V120H151ZM193 121V120H192ZM127 122V121H126ZM146 122V121H145ZM147 122H150L147 120ZM164 122V121H163ZM194 122V121H193ZM200 122V120L198 121ZM202 122V121H201ZM221 122V121H220ZM224 122V121H223ZM236 122V121H235ZM234 122V124H235ZM264 122V120H263ZM101 123V122H100ZM99 123V125H100ZM140 123V122H139ZM169 123V122H168ZM173 123V122H172ZM208 123V122H207ZM225 123V122H224ZM245 123V122H244ZM131 124V123H130ZM133 124V123H132ZM142 124V122L140 123ZM147 124V123H145ZM204 124V123H203ZM243 124V123H241ZM248 124V123H247ZM246 124V125H247ZM259 124V123H258ZM98 125V126H99ZM143 125V124H142ZM140 125V126H142ZM148 125V124H147ZM166 125V124H164ZM168 125V124H167ZM170 125V124H169ZM208 125V124H207ZM233 125V124H232ZM238 125V123H237ZM240 125V124H239ZM255 125V124H253ZM257 125V123H256ZM128 126V125H127ZM132 126V125H131ZM157 126V125H156ZM172 126V125H171ZM191 126V125H190ZM209 126V125H208ZM229 126V125H228ZM251 126V125H250ZM262 126V123H261ZM260 126V127H261ZM139 127V126H137ZM147 127V126H145ZM149 127V126H148ZM152 127V126H151ZM194 127H196L194 125ZM201 127H204L201 126ZM234 127V126H233ZM236 127V125H235ZM242 127V125H241ZM257 127L261 129L258 125ZM96 128V129H95ZM128 129L130 127H127ZM135 128V127H134ZM150 128V127H149ZM148 128V129H149ZM154 127H152L153 129ZM164 128V127H163ZM175 128V126L173 127ZM189 128V127H188ZM193 128L192 126L190 129ZM205 128V127H204ZM203 128V129H204ZM210 128V127H209ZM229 128H231L229 126ZM239 129V127H237ZM143 129V128H142ZM147 129V128H146ZM156 129V128H155ZM186 131H191V130ZM221 129V128H220ZM219 129V131H220ZM242 129V128H241ZM241 129H239L241 131ZM258 129V130H259ZM169 130V129H167ZM172 130V128H171ZM170 130V131H171ZM211 130V129H210ZM234 130V129H233ZM254 130V129H253ZM256 130V132H258ZM101 131V130H100ZM151 131V129H150ZM153 131V130H152ZM195 131V128H194ZM239 131V132H240ZM262 131V130H261ZM264 131V129H263ZM98 134H101L99 131ZM165 132V129H164ZM169 133V131H167ZM193 132V130H192ZM204 132V131H203ZM206 132V129H205ZM220 133V136H224L227 134L226 131ZM235 132V131H234ZM194 133V132H193ZM196 133V132H195ZM223 133V134H222ZM241 133V132H240ZM259 133V132H258ZM106 134V133H105ZM139 134V133H138ZM146 134V133H145ZM150 134V133H149ZM158 134V133H157ZM164 134V133H163ZM187 134V132H186ZM222 134V135H221ZM231 132L228 134L230 136ZM236 134V133H235ZM238 134V131H237ZM236 134V135H237ZM159 135H161L159 133ZM167 135V134H166ZM190 135V134H189ZM264 135V134H262ZM162 136V135H161ZM160 136V137H161ZM169 136V134H168ZM192 136V135H190ZM202 136V134H201ZM207 136V135H206ZM205 136V137H206ZM233 136V135H232ZM231 136V137H232ZM256 136V134H255ZM96 137V136H95ZM104 137V136H103ZM116 137V136H115ZM115 137L112 138L110 144L114 143ZM142 137V136H140ZM164 137V136H163ZM187 137V136H186ZM196 137V136H195ZM226 138V136H224ZM222 137V138H224ZM239 137V136H237ZM166 138V137H165ZM184 138V136H183ZM191 139L190 137H188ZM203 138V137H202ZM235 138V135L233 136ZM262 138V137H261ZM151 139V138H150ZM170 140V138H168ZM204 138L203 140H205ZM230 139V137H229ZM253 139V137H252ZM256 139V137L254 138ZM92 141L94 139H91ZM162 140V139H161ZM164 140V139H163ZM187 140V139H186ZM197 140L199 141L198 137ZM221 140V138H220ZM225 140V139H224ZM228 140V138H227ZM232 140V138H231ZM230 140V142H231ZM238 141V139H236ZM258 140V138H257ZM97 141V140H96ZM139 141V140H138ZM142 141V140H141ZM149 141V140H148ZM190 141V140H189ZM188 141V143H189ZM208 141V140H207ZM242 141V140H241ZM245 141V139H244ZM243 141V143H244ZM252 141V140H251ZM256 141V140H255ZM106 142V141H105ZM118 142V141H117ZM147 142V141H146ZM173 142V141H172ZM171 140L168 141L167 144V152L172 144ZM192 142V141H191ZM200 142V141H199ZM197 142V143H199ZM220 142V141H219ZM254 143V141H252ZM251 142V144H253ZM261 145L260 140H258ZM142 143V142H141ZM145 143V142H144ZM176 143V142H175ZM181 143V142H180ZM196 143V142H195ZM222 143V142H221ZM228 143V142H227ZM235 143V142H234ZM237 143V142H236ZM234 145H237V144ZM92 145V143H90ZM106 144V143H105ZM109 144V143H108ZM115 144V143H114ZM232 144V143H230ZM229 144V145H230ZM242 144V143H241ZM246 144V141H245ZM249 144V143H248ZM257 144V142L255 143ZM254 144V145H255ZM163 144L162 146H164ZM183 145V144H181ZM180 145V146H181ZM189 144L188 148L184 152L183 159L180 164L181 175L177 183V187L179 188L180 192H184L187 188H189L190 179V172L191 168H194L195 165L197 166L200 163V157L196 158L193 161V154L191 153V147ZM201 145V144H200ZM228 145V146H229ZM90 146V145H89ZM95 146V145H94ZM152 146V144H151ZM150 146V147H151ZM195 146V145H194ZM226 146L223 145V147ZM249 146V145H248ZM92 147V146H91ZM113 148V146H111ZM236 149V146H234ZM239 147V146H238ZM251 145L249 146V148ZM255 147V146H254ZM90 148V147H89ZM104 148V147H103ZM102 148V149H103ZM106 148V147H105ZM104 148V151H105ZM156 148V147H155ZM160 148V147H159ZM158 148V149H159ZM166 148V147H164ZM164 148H162L164 150ZM185 148V147H184ZM191 148V149H190ZM93 149V148H92ZM150 149V148H149ZM148 149V150H149ZM183 149V148H181ZM218 149V148H217ZM221 149V148H220ZM218 149V152L219 150ZM234 149V148H233ZM234 149V152H236ZM259 149V148H258ZM91 150V149H90ZM89 150V152H90ZM97 150V149H96ZM154 150V149H153ZM161 150V149H159ZM162 150V151H163ZM174 150V149H173ZM215 150V149H214ZM231 150V149H230ZM239 150V149H238ZM250 150H252L250 148ZM257 150V149H256ZM255 150V151H256ZM103 151V150H102ZM207 151V150H206ZM228 151V147H227ZM259 151V150H258ZM92 152V151H91ZM109 152V148L108 151ZM161 152V151H160ZM174 152V151H173ZM216 152V151H214ZM232 151V153H234ZM241 152V151H240ZM254 153V150L252 151ZM157 153V152H156ZM202 153V152H201ZM206 153V152H205ZM226 153V152H225ZM224 153V154H225ZM239 153V152H238ZM92 155V153H90ZM109 154V153H108ZM113 154V153H112ZM158 154V153H157ZM156 154V155H157ZM162 154V153H161ZM174 154V153H173ZM217 154V153H216ZM215 154V156H216ZM228 154V153H227ZM226 154V155H227ZM237 154V153H236ZM246 154V153H245ZM249 154V153H248ZM247 154V155H248ZM255 154V153H254ZM177 155V154H176ZM203 155V154H202ZM230 155V154H229ZM244 155L242 157H245ZM257 155V154H256ZM255 155V156H256ZM107 156V155H106ZM142 156V155H141ZM144 156V155H143ZM146 156V155H145ZM150 156V154H149ZM160 156V155H159ZM210 156V155H209ZM213 155L212 161L214 163L218 162L217 157ZM224 156V155H223ZM228 156V155H227ZM226 156V159L229 157ZM232 156V155H231ZM235 156V155H234ZM238 158L239 156L236 155ZM241 156V153H240ZM250 156V155H248ZM109 156H107L108 158ZM113 157V156H112ZM251 157V156H250ZM259 157V156H258ZM140 158V159H138ZM157 158V157H156ZM169 158V156L167 157ZM232 158V157H231ZM159 159V157H158ZM205 162V158H203ZM224 159V158H223ZM225 159V160H226ZM240 159V158H239ZM238 159V160H239ZM245 159L248 160V157ZM251 159V158H250ZM260 159V158H259ZM258 161H262L259 160ZM263 159V158H262ZM209 160V159H208ZM221 160V159H220ZM232 160H235L232 158ZM231 160V161H232ZM241 160V159H240ZM256 160V159H255ZM254 160V161H255ZM142 161V160H141ZM140 161V162H141ZM179 161V160H178ZM230 161V162H231ZM249 161V160H248ZM253 161V162H254ZM145 162V161H144ZM151 162V161H150ZM149 162V163H150ZM159 162V161H158ZM202 162V161H201ZM228 162V160L226 161ZM225 162V163H226ZM233 162V161H232ZM238 162V161H237ZM250 162V161H249ZM252 162V161H251ZM143 163V162H142ZM213 163V165H214ZM222 163V162H221ZM229 163V162H228ZM227 163V164H228ZM160 164V162H159ZM195 164V165H194ZM202 164V163H201ZM200 164V165H201ZM209 164V161L208 163ZM212 164V163H210ZM219 164V163H218ZM227 164L225 166H227ZM230 164V163H229ZM233 164V163H232ZM231 164V166H232ZM237 164V163H236ZM239 164V162H238ZM241 164V162H240ZM239 164V165H240ZM254 164V163H253ZM250 166V163L248 164ZM252 165V164H251ZM262 165V162H261ZM260 165V166H261ZM220 167V165H218ZM233 168L236 171L238 169L235 164H233ZM242 166V165H241ZM139 167V165H138ZM137 169H141L140 168ZM213 167H216L213 166ZM218 167V168H219ZM229 167V166H228ZM66 168L67 175H62L63 169ZM159 168V167H158ZM196 168V167H195ZM212 168V167H210ZM227 168V167H226ZM232 168V172H234ZM241 168V167H240ZM239 168V169H240ZM247 168V167H246ZM261 168V167H260ZM124 169V168H123ZM126 169V168H125ZM203 169V168H202ZM217 169V168H216ZM229 169V168H227ZM249 169V168H248ZM247 169V170H248ZM152 170V169H151ZM222 170V169H221ZM226 170V169H225ZM241 170V169H240ZM250 170V169H249ZM66 171V170H65ZM103 171V170H101ZM121 171V170H120ZM141 171V170H140ZM145 171V170H144ZM205 171V170H204ZM149 172V171H148ZM152 172V171H151ZM203 172V171H202ZM210 172V170H209ZM217 172V171H215ZM220 172V171H219ZM222 172V171H221ZM220 172V173H221ZM234 172V173H235ZM243 172V171H242ZM248 172V171H247ZM246 172V173H247ZM147 173V172H146ZM207 173V172H206ZM205 173V174H206ZM212 173V171H211ZM230 173V172H229ZM240 173V172H239ZM245 173V172H244ZM245 173V174H246ZM145 174V173H144ZM200 174V173H199ZM204 174V172H203ZM203 174L201 177H203ZM223 174V173H222ZM227 174V171L226 173ZM151 175V174H150ZM173 175V174H172ZM195 175V173H194ZM215 175V173L213 174ZM217 175V174H216ZM229 175V174H228ZM231 175V173H230ZM235 175V174H234ZM238 175V174H237ZM241 175V174H240ZM253 175V174H252ZM250 175V177H252ZM261 175V172H260ZM165 176V175H164ZM171 176V175H170ZM219 176V175H218ZM264 176V175H263ZM262 176V177H263ZM198 177V176H197ZM206 177V175H205ZM217 177V176H216ZM221 177V176H220ZM223 177V176H222ZM233 177V176H232ZM235 177V176H234ZM164 178V177H163ZM171 178V177H170ZM194 178V176H193ZM208 178V177H207ZM242 178V175H241ZM244 178V177H243ZM159 179V178H158ZM205 179V178H204ZM218 179V178H216ZM216 179H214L216 181ZM223 179V178H222ZM221 179V180H222ZM227 179V178H226ZM224 179V180H226ZM229 179V178H228ZM226 182L230 181L229 179ZM246 180V178H244ZM254 179V178H253ZM263 179V178H262ZM261 179V180H262ZM109 180V181H108ZM171 180V179H170ZM177 180V179H176ZM195 180V178H194ZM202 180V178H201ZM206 180V179H205ZM240 180V179H239ZM252 180V179H251ZM255 180V179H254ZM148 181V180H146ZM152 181V180H151ZM163 181V180H162ZM161 181V182H162ZM168 181V180H167ZM223 181V180H222ZM237 181V180H236ZM96 182V181H95ZM172 182V180H171ZM177 182V181H176ZM197 182V181H196ZM204 182V181H202ZM213 182V181H212ZM225 182V181H224ZM255 182V181H254ZM167 183V182H165ZM174 183V182H173ZM207 183V182H206ZM210 183V182H209ZM208 183V184H209ZM232 183V182H230ZM249 183V182H247ZM245 183L244 186L247 184ZM258 183V182H257ZM261 183V182H260ZM152 184V183H151ZM176 184V183H175ZM194 184V183H193ZM200 183L198 182L197 185ZM225 183H223L224 185ZM228 184V183H227ZM236 184V182H235ZM238 184H240L238 182ZM250 184V183H249ZM166 185V184H165ZM174 185V184H173ZM171 184V186L173 187ZM205 185V184H204ZM226 185V184H225ZM243 184L241 183V186ZM251 185L253 183L251 182ZM250 185V187H251ZM95 186V185H94ZM93 186V188H94ZM169 186V187H171ZM200 186V185H199ZM227 186V185H226ZM232 186V185H231ZM230 186V187H231ZM237 186V185H235ZM256 186V185H255ZM75 187V186H74ZM192 187V185H191ZM198 188V186H195ZM203 187V186H202ZM206 187V186H205ZM212 187V186H211ZM222 187V182H221ZM224 187V186H223ZM234 187V186H232ZM231 187V188H232ZM249 187V188H250ZM91 188V189H93ZM177 188V189H178ZM194 188V187H192ZM204 188V187H203ZM245 190V187H243ZM247 188V186H246ZM248 188V189H249ZM258 188V187H257ZM257 188H254L255 190ZM170 189V188H169ZM209 189V188H208ZM207 189V192H209ZM212 189V188H211ZM216 189V188H215ZM236 190L235 188H233ZM232 189V190H233ZM240 189V188H239ZM251 189V188H250ZM74 190V189H73ZM94 190V189H93ZM91 190V191H93ZM97 190V189H96ZM134 191L135 197L131 203L127 202L126 197L129 193L128 191ZM176 190V189H175ZM174 190V191H175ZM196 190V189H195ZM210 190V189H209ZM214 190V189H213ZM217 190V189H216ZM214 190V191H216ZM229 190V188H228ZM253 190V189H251ZM170 191V190H169ZM173 191V192H174ZM198 191V190H196ZM218 191V190H217ZM222 191V190H221ZM227 191V190H225ZM76 192V190H75ZM167 192V191H166ZM176 192V191H175ZM194 192V189H193ZM192 192V193H193ZM202 192V191H201ZM223 192V191H222ZM228 192V191H227ZM233 192V191H232ZM231 192V193H232ZM92 193V192H91ZM97 193V192H96ZM131 193V192H130ZM182 193L180 195H182ZM196 193V192H195ZM194 193V194H195ZM210 193V192H209ZM247 191L245 192V194ZM249 193V191H248ZM254 193V192H253ZM183 194H186L183 193ZM212 194V193H211ZM214 194V193H213ZM225 194V193H224ZM252 194V193H251ZM256 194V192H255ZM253 194V195H255ZM145 195V194H144ZM172 195V194H171ZM170 195V196H171ZM175 195V194H174ZM189 195V192L188 194ZM193 195V194H192ZM191 195V197H193ZM218 194L215 196L217 197ZM250 195V193H249ZM165 196V194H164ZM167 196V194H166ZM169 196V195H168ZM173 196V195H172ZM186 198L188 196L184 195ZM194 196H197L195 194ZM200 195L198 194V197ZM213 196V197H215ZM221 197L220 195H218ZM227 196V193L225 194ZM229 196V195H228ZM252 196V195H251ZM75 197V198H74ZM97 197V196H96ZM178 197H180L178 195ZM182 197V196H181ZM202 197V196H201ZM200 197V198H201ZM255 197V196H253ZM108 198V199H109ZM129 198V197H128ZM166 198V197H164ZM197 198V197H196ZM206 198V197H205ZM228 198V197H227ZM241 198V197H240ZM81 200V197L79 198ZM104 199V198H103ZM107 199V200H108ZM130 199V198H129ZM128 199V200H129ZM174 199V198H171ZM170 199V200H171ZM176 199V198H175ZM193 198H191L192 200ZM203 199V198H201ZM207 199V198H206ZM214 199V198H213ZM218 199V197H217ZM225 199V198H224ZM223 199V200H224ZM229 199V198H228ZM243 199V198H241ZM249 199V198H248ZM80 200H78L80 202ZM88 200V199H87ZM164 200V199H163ZM162 200V201H163ZM169 200V199H168ZM167 200V201H168ZM185 200V199H183ZM195 200V199H194ZM208 200H210L208 198ZM240 200V199H239ZM245 200V199H244ZM131 201V200H130ZM141 201V200H140ZM173 203V200H171ZM176 201H179L178 199ZM175 201V202H176ZM181 201V199H180ZM199 200L197 199V202ZM202 201V203H200ZM211 201V200H210ZM233 201V200H232ZM248 201V200H247ZM246 201V202H247ZM78 202V204H79ZM195 201H193L192 205ZM218 202V201H217ZM230 202V201H228ZM227 202V203H228ZM240 202V201H239ZM237 202V203H239ZM242 202V201H241ZM240 202V203H241ZM244 202V201H243ZM252 202V201H251ZM250 202V203H251ZM254 202V201H253ZM256 202V201H255ZM83 203V202H81ZM200 215L206 212L205 204L207 200H200ZM225 203V201H224ZM222 203V204H224ZM226 203V204H227ZM231 202L230 204H232ZM239 203V204H240ZM85 204V203H84ZM113 204V203H112ZM188 204V203H186ZM185 204V205H186ZM191 204V203H190ZM189 204V205H190ZM217 204V203H215ZM221 204V205H222ZM225 204V205H226ZM234 204V203H233ZM248 204V203H247ZM253 204V203H252ZM256 204V203H254ZM261 204V203H260ZM166 205V203H165ZM188 205V206H189ZM236 205V204H235ZM234 205V206H235ZM241 205V204H240ZM257 205V204H256ZM79 206V205H78ZM108 206V205H107ZM111 206V204H110ZM168 206V205H167ZM195 206V205H193ZM213 206V205H212ZM233 206V205H232ZM231 206V207H232ZM249 206V205H248ZM254 206V205H252ZM76 207V206H75ZM80 207V206H79ZM78 207V208H79ZM82 207V206H81ZM80 207V208H81ZM95 207V206H94ZM104 207V206H103ZM173 207V206H172ZM171 207V208H172ZM175 207V206H174ZM185 207V206H184ZM196 207V206H195ZM199 207V205H198ZM221 207V206H220ZM224 207V206H223ZM227 207V206H226ZM224 207V209L226 208ZM258 207V205H257ZM261 207V205L259 206ZM74 208V207H73ZM77 208V207H76ZM79 208V210H81ZM83 208V207H82ZM207 208V206H206ZM215 208V207H213ZM262 208V207H261ZM110 209V208H109ZM113 207L111 208V210ZM174 209V208H173ZM177 209V208H176ZM186 209V208H184ZM198 209V208H196ZM195 209V210H196ZM217 210V208H215ZM229 208H227L228 210ZM235 210V207H232V210ZM252 210V208H250ZM264 209V207H263ZM68 210V209H67ZM73 210V209H72ZM75 210V209H74ZM157 210V209H156ZM193 210V209H191ZM64 211V210H63ZM83 211V210H81ZM170 211V210H169ZM175 211V210H174ZM179 211V210H178ZM194 211V210H193ZM210 211V210H209ZM215 211V210H213ZM229 211V210H228ZM241 211V209H240ZM244 213L245 211L242 210ZM253 211V210H252ZM67 212V211H66ZM77 212V211H76ZM79 212V211H78ZM94 212V211H93ZM183 212V211H182ZM194 211L193 213H195ZM211 212V211H210ZM226 212V209H225ZM239 212V211H238ZM257 212V209L255 210ZM262 212V211H261ZM110 213V212H109ZM156 213V212H155ZM175 213V212H174ZM177 213V212H176ZM175 213V214H176ZM185 213V212H184ZM184 213L182 215H184ZM197 213V212H196ZM195 213V214H196ZM234 213V212H232ZM240 213V212H239ZM253 213V212H252ZM64 214V213H63ZM158 214V213H157ZM169 214V213H168ZM173 214V215H175ZM192 215V213H190ZM206 214V213H205ZM225 214V213H224ZM255 214V213H253ZM257 214V213H256ZM264 214V213H263ZM262 214V216H263ZM67 215V214H66ZM84 215V214H83ZM94 215V214H93ZM208 215V214H207ZM213 215V214H212ZM231 215V214H230ZM258 215V214H257ZM256 215V216H257ZM90 216V215H89ZM88 216V217H89ZM156 216V215H155ZM169 216V215H168ZM196 215H193L194 217ZM234 216V215H233ZM239 216V214H238ZM244 216V215H243ZM261 216L260 214L258 217ZM91 217V216H90ZM182 217V216H181ZM185 217V216H184ZM182 217V219L184 218ZM198 217V216H196ZM205 217V216H204ZM242 217V216H241ZM249 217V216H247ZM251 217V216H250ZM87 218V217H86ZM172 218V217H171ZM203 218V217H202ZM225 218L226 214H225ZM224 218V221L226 220ZM237 218V217H236ZM252 218V217H251ZM254 218V217H253ZM264 218V217H263ZM175 219V218H173ZM181 219V218H180ZM181 219V220H182ZM188 219V218H186ZM193 219V218H191ZM197 219V218H196ZM245 219V217H244ZM255 219V218H254ZM258 219V218H257ZM144 220V219H143ZM155 220V219H154ZM190 220V219H188ZM203 219H199L201 221ZM210 220V218H209ZM207 220V221H209ZM228 220V219H227ZM237 220V219H236ZM243 220V219H242ZM262 219L260 218V221ZM141 221V220H140ZM168 221V220H166ZM183 221V220H182ZM198 223V219L195 220ZM205 220H203L204 222ZM213 221V220H212ZM245 221V220H244ZM250 222V220H248ZM253 221V219H252ZM264 221V220H263ZM62 222V221H61ZM104 222V221H103ZM137 222V221H136ZM174 222V221H173ZM191 222V221H190ZM189 222V223H190ZM228 222H231L228 220ZM138 223V222H137ZM140 223V222H139ZM152 223V222H151ZM171 223V222H170ZM175 223V222H174ZM173 223V224H174ZM185 223V222H184ZM193 223V220L192 222ZM190 223V224H191ZM202 223V221H201ZM200 223V224H201ZM205 223V222H204ZM244 223V222H243ZM241 222V225L243 224ZM164 224V223H163ZM209 224V223H207ZM226 224V221H225ZM231 224V223H230ZM229 224V225H230ZM238 224V223H236ZM256 224V223H255ZM261 224V223H260ZM157 225V224H156ZM170 225V224H169ZM187 225V224H186ZM199 225V224H197ZM223 225V224H222ZM246 225V223H245ZM249 225V224H248ZM257 225V224H256ZM154 226V225H153ZM166 226V225H165ZM179 226V225H178ZM190 226V225H189ZM194 226V225H193ZM200 228L197 231L195 236L192 234V245L190 246L192 250L196 251L203 250V252L209 251V245L206 242L205 236V226L204 224L199 225ZM234 226V225H233ZM263 225H261L262 227ZM46 227V226H45ZM102 227V225H101ZM157 227V226H156ZM160 227V224H159ZM174 226H169L166 228V231L170 230ZM176 227V226H175ZM181 227V225H180ZM178 227V228H180ZM192 227V226H191ZM204 227V228H203ZM225 227V226H223ZM231 227V226H228ZM227 227V230H228ZM236 227V225L234 226ZM104 228V226H103ZM184 228V227H183ZM189 228V227H188ZM202 228V229H201ZM226 228V227H225ZM251 227H249L250 229ZM260 228V227H259ZM263 228V227H262ZM54 229V228H53ZM53 229H51L53 231ZM164 229V228H163ZM168 229V230H167ZM173 229V228H172ZM181 229V228H180ZM197 229V228H196ZM195 229V230H196ZM210 229V228H209ZM230 229V228H229ZM234 229V228H232ZM243 229V228H242ZM252 229V228H251ZM257 229V228H256ZM150 230V229H149ZM225 230V229H224ZM223 230V231H224ZM236 230V229H235ZM241 230V229H240ZM262 230V229H261ZM145 230H143L144 232ZM151 231V230H150ZM178 231V230H177ZM247 231V230H246ZM250 232L252 230H249ZM260 231V230H259ZM60 232V231H59ZM139 232V231H138ZM169 232V231H168ZM187 232V231H186ZM193 232V231H192ZM229 232V231H227ZM241 232V231H240ZM248 232V231H247ZM246 232V233H247ZM255 232V229H254ZM149 233V232H148ZM165 233V232H164ZM170 233V232H169ZM173 233V232H172ZM177 233V232H174ZM185 233V232H184ZM183 233V235H184ZM223 233V232H222ZM231 233V231H230ZM230 233H227L229 235ZM233 233V232H232ZM235 233V232H234ZM233 233V234H234ZM143 234V233H142ZM163 234V233H162ZM161 236H164V234ZM214 234V233H213ZM226 234V233H225ZM239 234V233H237ZM241 234V233H240ZM252 234V233H251ZM257 232L255 233V235ZM46 235V234H45ZM52 235V234H51ZM144 235V234H143ZM151 235V234H150ZM166 235V234H165ZM182 235V234H181ZM224 235V234H223ZM253 235V234H252ZM136 236V235H135ZM153 236V235H151ZM171 236V234H170ZM178 236V235H177ZM176 236V237H177ZM209 236V235H208ZM207 236V237H208ZM230 236V235H229ZM251 236V235H249ZM54 237V236H53ZM142 237V236H141ZM144 237V236H143ZM166 237V236H165ZM235 237V236H234ZM237 237V236H236ZM232 238V239H236ZM245 237V236H244ZM55 238H57L55 236ZM145 238V237H144ZM161 240V237H158ZM224 238V237H223ZM228 241H229V237ZM256 238V236H255ZM140 239V238H138ZM146 239V238H145ZM151 239V238H150ZM153 239V238H152ZM181 239V238H180ZM237 239H239L237 237ZM247 239V238H246ZM258 239V238H256ZM262 239V238H261ZM45 240V241H44ZM101 240V239H100ZM169 240V239H168ZM209 240V239H208ZM143 241V240H142ZM141 241V242H142ZM146 241V240H145ZM181 241V240H180ZM232 241V240H231ZM234 241V240H233ZM256 241V240H254ZM259 241V240H258ZM84 242V245L81 244ZM101 242V241H99ZM97 241V243H99ZM151 242V241H150ZM157 242V241H156ZM167 242V241H166ZM171 242V241H170ZM177 242V241H176ZM174 241V244H176ZM209 242V241H208ZM244 242V241H242ZM179 243V242H178ZM178 243L176 245H178ZM182 243V242H181ZM211 243V242H210ZM215 243V242H214ZM241 243V242H240ZM250 243V242H249ZM260 243V242H258ZM158 244V242H157ZM213 244V243H212ZM223 244V243H222ZM236 244V241L234 245ZM98 246V244H96ZM104 245V246H105ZM162 245V244H161ZM180 245V243H179ZM231 245L232 242H231ZM91 246V245H90ZM164 246V245H163ZM162 246V247H163ZM167 246V245H166ZM215 246V245H214ZM242 246V245H241ZM100 247V245H99ZM148 247V246H147ZM157 247V246H156ZM216 247V246H215ZM234 247V246H233ZM243 247H245L243 245ZM97 248V247H96ZM149 248V247H148ZM166 248V247H165ZM176 248V247H175ZM235 248V247H234ZM237 248V247H236ZM99 249V248H98ZM101 249V248H100ZM106 249V248H105ZM104 249V250H105ZM157 249V248H156ZM180 249V248H179ZM213 249V247H212ZM230 249H232L230 247ZM103 250V249H102ZM173 250V249H171ZM170 250V251H171ZM215 250V248H214ZM228 250V249H227ZM94 251V250H93ZM135 251V250H134ZM174 251V250H173ZM216 251V250H215ZM95 252V251H94ZM137 252V251H136ZM191 250L189 251V253ZM200 252V251H199ZM213 252V250H212ZM211 252V253H212ZM245 252V251H244ZM243 252V253H244ZM248 252V251H246ZM179 253V252H178ZM189 253L187 255H189ZM204 253H202L204 255ZM242 254V251H240ZM134 254V252H133ZM132 254V255H133ZM207 254V253H206ZM226 254V253H225ZM101 255V254H100ZM157 255V254H156ZM179 255V254H178ZM214 255V254H213ZM244 257L247 254H243ZM205 256V255H204ZM216 256V255H215ZM240 255L239 257H241ZM102 257V256H101ZM105 257V256H104ZM148 251H141L138 255L134 256L129 264H146L148 259ZM158 257V256H157ZM187 257V256H185ZM189 257V256H188ZM194 257V256H193ZM209 256H207L208 258ZM217 257V256H216ZM248 257V256H247ZM202 258V257H201ZM248 258H251L248 257ZM254 258V257H253ZM257 258V257H256ZM101 259V258H100ZM99 259V261H100ZM157 259V258H156ZM170 259V258H169ZM203 259V258H202ZM215 259V258H214ZM232 259V260H231ZM231 259H225L223 262L218 264H236L238 259V255H234ZM241 259V258H240ZM164 260V259H163ZM167 260V259H166ZM206 260V257L205 259ZM211 260V259H210ZM248 260V259H245ZM255 260V259H254ZM158 261V260H155ZM180 261V259H179ZM182 261V260H181ZM240 261V260H239ZM238 261V262H239ZM244 261V259H243ZM256 261V260H255ZM259 261V260H258ZM103 262V261H102ZM155 263L154 261H152ZM151 262V263H152ZM183 262V261H182ZM241 262V261H240ZM239 262V264H240ZM246 262V261H245ZM248 262V261H247ZM100 263V262H99ZM152 263V264H153ZM158 263V262H156ZM205 263V262H204ZM203 263V264H204ZM257 263V262H256ZM90 264V263H89ZM148 264V263H147ZM174 264V263H173ZM192 264V263H189ZM202 264V263H201ZM206 264V263H205ZM251 264V262L249 263ZM253 264V262H252Z\"/></svg>",
  "mask_w": 264,
  "mask_h": 264
},
{
  "label": "clouds",
  "instance_id": "obj_3",
  "mask_svg": "<svg viewBox=\"0 0 264 264\" xmlns=\"http://www.w3.org/2000/svg\"><path fill=\"white\" fill-rule=\"evenodd\" d=\"M129 53V44L124 28H117L110 36L109 42L103 48L101 58L105 66L122 64Z\"/></svg>",
  "mask_w": 264,
  "mask_h": 264
}]
</instances>
